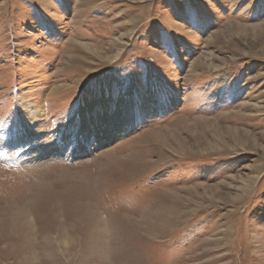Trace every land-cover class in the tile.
<instances>
[{
	"label": "rangeland",
	"instance_id": "rangeland-1",
	"mask_svg": "<svg viewBox=\"0 0 264 264\" xmlns=\"http://www.w3.org/2000/svg\"><path fill=\"white\" fill-rule=\"evenodd\" d=\"M0 221V264H264V0H0Z\"/></svg>",
	"mask_w": 264,
	"mask_h": 264
},
{
	"label": "bare ground",
	"instance_id": "bare-ground-1",
	"mask_svg": "<svg viewBox=\"0 0 264 264\" xmlns=\"http://www.w3.org/2000/svg\"><path fill=\"white\" fill-rule=\"evenodd\" d=\"M98 101H96V102H98ZM94 104L95 103H93L92 106H94ZM129 108H130L129 104L126 103L122 107L121 110H119L120 108L117 109V111L115 112L114 116H111L112 118H110V117H106V118L105 117H103V118L98 117L97 118V124L98 125H97V127L94 128L95 131H98L99 133L101 132V134H102L101 137L108 138V139L112 138V137L114 138L118 133L120 134L122 131H124L126 129V127L128 125V119L129 118L127 116H128ZM82 125L83 126H81V130H80L81 134H87L88 132H91V130L87 126L88 124H86L85 121L83 122ZM77 149H79L80 152L83 151L82 147H78ZM25 208H27V207L25 206ZM23 210H25V209L24 208L21 209V210H19V209L17 210L16 209V212L14 211L15 213L13 215H11V214H10L11 216L9 215L10 216L9 217V220H10L9 223H10V225H13L12 227L15 228L16 230L19 229L20 228L19 225L23 224L26 221V219H27V212H25L26 210L25 211H23ZM1 223H3V222H1Z\"/></svg>",
	"mask_w": 264,
	"mask_h": 264
}]
</instances>
